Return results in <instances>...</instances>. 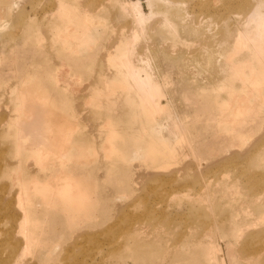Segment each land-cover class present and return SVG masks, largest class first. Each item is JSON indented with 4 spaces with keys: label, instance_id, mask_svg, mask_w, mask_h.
I'll return each instance as SVG.
<instances>
[{
    "label": "rangeland",
    "instance_id": "374dc122",
    "mask_svg": "<svg viewBox=\"0 0 264 264\" xmlns=\"http://www.w3.org/2000/svg\"><path fill=\"white\" fill-rule=\"evenodd\" d=\"M65 1L71 10L80 7V24L91 33L89 46L77 52L58 42L67 26L59 19L63 0H0V264H177L181 239L203 237L215 246L214 255L201 256L197 264H264V252L258 256L252 249L264 248V185L247 195L242 183L247 189L248 182L235 181L242 169L264 176V150L255 158L252 149L264 139V112L262 120L244 129L253 133L247 147L232 146L230 135L208 119L209 92L221 86L215 85L205 57L212 51L220 63V41L242 24L224 5L236 0ZM260 8L264 12V4ZM82 10L93 13L87 21ZM134 36L127 58L135 70L153 76L159 90L155 99L164 106L159 115L149 114L153 121L133 104L147 91L118 65L120 40ZM31 76L45 86L46 91L35 92L48 103L52 124L63 110L71 114L63 111L66 121L58 126L65 146L47 149L65 150L52 155L54 166L64 164L83 189L71 206L80 211L42 203L50 197L41 193L43 186L23 195L25 202L34 200L24 224L18 176L43 181L47 166L34 144L22 140L18 146V125L29 102L20 92ZM216 93L225 97L226 90ZM134 114L140 117L134 120ZM148 120V127L165 125L159 132L169 148L160 137L152 146L140 142L143 148H137L138 135L145 141L160 136L153 137L152 126L147 130ZM58 128L46 134L56 139ZM34 206L49 213L39 221ZM35 227L41 228L36 239L30 236ZM208 243L197 247L211 251Z\"/></svg>",
    "mask_w": 264,
    "mask_h": 264
},
{
    "label": "bare ground",
    "instance_id": "6f19581e",
    "mask_svg": "<svg viewBox=\"0 0 264 264\" xmlns=\"http://www.w3.org/2000/svg\"><path fill=\"white\" fill-rule=\"evenodd\" d=\"M165 1L168 2V0H165ZM169 2L171 3V1ZM65 4H66V1L63 0L61 4L62 6L60 7L61 12H60L59 19H61L64 22H67V26L63 30L60 29L59 31L60 39L58 42L59 44L66 43V48H65L66 50H70V51L73 50L74 52H77L80 48L85 49L87 46H89L87 42L91 40V33L88 32L80 24V7L77 6L75 9L71 10L69 5L65 6ZM261 4H264V0H236L234 2L224 3L225 8L226 7L228 8L229 13H235L238 15V18H239L238 20L241 21L239 23H242V24L234 25L232 27V35L230 34L229 35L230 37L227 36V38H224L222 41H220L221 44L218 43L220 47L219 48L217 47V48L220 50V54H221L220 57L222 58L220 63L216 64L214 62L215 55L212 51L211 53L209 52L208 55H206L205 57L206 61L211 64L212 71L214 72L213 81L216 80L215 85L221 86L220 88H218L220 90L221 89L226 90L225 97L218 96V94L216 93V91L218 92V89H215V88L211 89V91L209 92V96H210V99L213 100V104H211V109L208 113V116H209L208 119L212 121V122L210 121L211 123H215L214 125L216 127L218 126L220 131L225 132L230 135L232 146L239 145V146L247 147V144L248 142H250V139L252 138L253 133L251 132V130L244 131V129L246 127H250V124L253 123L254 121L262 120L261 114L264 112V12L260 8ZM67 7H69L68 10H67ZM135 10L137 11L138 19L143 16L140 19V20H143L145 16L140 12L141 7L136 5ZM89 11L90 10H88V13ZM85 12L86 11H84V13L82 14H85ZM88 13L83 15L84 19H86L85 17L89 15ZM91 13L92 12L90 11V15ZM136 39H137V36L132 37L130 41L129 39L120 40L122 41L120 42L122 45H120L121 46L119 50L120 52L117 51V53H119L117 54V59L119 58L120 62L119 63L117 62V63L118 65H121V67L127 68V70H125L126 71L125 77H129L128 75H130L131 77L129 78H133L132 80H134L135 86H138V88L140 87V89L143 90L144 92L147 91L145 94H143L144 92L142 93L144 96L140 94L141 98H138L136 96L137 94H134V97L132 94H130V96L132 95L133 100L136 99L135 96L138 99H140L139 100L140 103L137 101L138 99H136V102H133V104L137 103V106L135 107H137L138 109H140L141 107L144 108V110L143 108H141L144 111V113L143 111H140L138 113H141L140 115H142V117H144L147 114L148 116L149 114H153V116L156 114L155 116H157V114L159 115L160 113H162L164 109L163 108L164 106H162L163 104L159 105L160 101L157 102L156 100L158 99H155L159 92L158 85L155 84L154 78L152 75H150V73L149 74L145 73V75H143L142 71H144V69L138 68L135 70L134 68L136 66L134 65L132 60H129L127 58L128 53L130 52L129 47L134 43V41H136ZM68 44H71V45H68ZM217 48L216 50L218 53ZM216 50H215V53H216ZM220 54L218 53V55ZM110 55L112 56V54ZM109 59L111 60V57ZM132 80L131 79L127 80V82L128 81L130 82ZM34 83H36V85H34ZM22 88L23 89L21 90L20 95L22 94L26 97H29V102L26 103V108L23 109L24 115L26 116L22 118V120H20L19 125H18V131L20 132V134L18 135V138L20 140V142L18 143V146L20 145L23 146L22 140L28 141V142H31V144H34L32 149L36 148L39 161L47 165L46 168L47 170H49L47 171L46 168H44L43 173L41 174V177H42L41 179L43 181H39L36 178V179H33L31 182H29L25 179H22L20 175L18 176V181L21 186V191H20L21 205L20 207L23 208L21 218H22V222L26 224L27 221H29L30 212L33 211V208L31 207L28 208L27 206L32 205V203H34V200L32 198L29 201L27 200V202H25L24 197H22L23 195L26 196L30 192L39 190L43 186V190L41 191V193L44 196H50V197L43 198V200L41 201L42 203L54 204L55 206L65 208L67 210L72 209L74 211H80V206L78 207H71V206H73V204L76 201L80 200L79 195H80V192L82 193V190L80 188L82 187L79 185L80 181L78 182L77 181L78 179H73L72 174H67L68 168L64 164H60L58 167L54 166L56 162H54L52 155H61L62 153L65 152V150H59V148H51L53 149V151H51L50 149H47L49 145L52 146V145H58V144L59 145L65 144V142H63L64 138H62V135L60 134L61 130H59L58 126L64 127L63 121H66L63 119V116H62L64 112L68 115H71V114L63 110L64 112L63 111L61 112L60 118L57 117L59 120H57V122L54 123L58 128V130H56L57 136H56V139H53L55 138V134H53L54 136L52 137L47 135L48 134L47 132L52 133L53 129L56 126L54 127L53 126L54 124H52L53 120H50L51 109H48V110L45 109V107L48 106L47 105L48 103L42 100L43 96L41 92L46 91L44 84L42 85L37 84L36 80H33L31 76L30 80H28V82L25 83ZM36 89L41 90V92L38 90L39 92L37 91L38 93H36L35 92ZM128 98H131V97H128ZM129 100L131 101L129 102L131 103L130 106L131 107L133 106L132 108L136 111L137 109L134 108L135 104L134 105L132 104L133 100L132 99H129ZM37 101H42V102L37 103ZM30 102H33V103H30ZM126 102L125 103L129 105L128 100ZM153 102L154 103L157 102V103L153 104ZM32 104L33 106L30 107ZM114 113H112V115ZM117 114L115 116H117ZM140 115L138 114V115H135L134 117L136 116L140 117ZM151 116H149V119H151L150 118ZM113 117H110L109 119L112 120ZM130 118H132V115ZM144 118H146V116ZM154 118L156 119V117ZM136 119L137 117L134 120ZM131 120H133V118ZM146 122H147L146 123L147 125L149 120ZM153 123L155 124V122ZM148 125L146 127H148ZM156 125H154V128H153V125H150L152 127L149 126L151 129L153 128L152 130H155V132H157V133L154 132V136L152 135L153 133L152 131L148 132V133L152 132L151 136L153 137H155V135L158 134V132L162 129V128L159 129V126L162 127L164 124L159 125V126L157 125V127ZM149 127L147 130H151L149 129ZM161 133L159 132L160 136L157 135L155 138L158 139V137H160L161 140L163 141L166 140L165 139L166 137H164L163 135L161 137ZM155 138L154 140L146 138L148 140L145 141L144 136L138 135V137L135 139V143H137L136 144L137 148L140 149V148H143V145L138 144V143L143 142L144 145L149 144L148 146H152L160 141L159 139L158 140L156 139L155 141ZM169 139L167 138V140ZM262 139L254 143L252 146L253 147L252 149L254 151L253 156L255 158L256 156L260 154L261 151L264 150V139L263 140ZM38 140H41V141L39 142ZM252 142L253 140L251 141V143ZM164 143L167 146V148L170 147L171 143L167 144L165 141ZM239 146H237V148ZM155 150H157L156 154H159V149H155ZM167 154L168 153H163V156L165 157ZM175 155H177L176 152H175ZM260 158L264 159V154L263 156H260ZM262 162H264V160ZM115 168L114 167L113 169L109 168V170L111 169L110 171H113ZM241 179L244 180L245 184L248 182L249 185L247 184L248 185L247 189H245V187L243 186ZM235 181L241 182L242 188L244 190V191L242 190V192L249 195L248 193H250L251 191L255 192L264 185V176L255 177L253 174L248 175L246 171L242 169L240 172V175L238 176V179H236ZM76 183H78V185ZM260 189L262 190L260 193L264 194V187ZM34 211L39 215V217H35L39 221L41 219H44L40 215L42 213L48 212L47 208H40L37 206H34ZM46 220L47 219H45V221ZM37 224H40V223L38 222ZM40 230H41L40 227L33 228V232H31L30 236H34V239H36L35 236L37 237ZM23 234H24L23 235L24 240L26 241L28 239L27 231H23ZM207 243L208 242L205 240L204 237L202 239L200 238L198 240H194L191 242L186 241L184 238L181 239L178 245L179 246L178 250L180 253L177 256L178 257L177 264H197V260L201 256L210 258L208 256L211 255V258H212V256L214 255L212 250L214 249L215 246L213 247L211 244L208 243L211 248V251H208V252L206 250L207 248L205 249L199 248L200 246H206ZM249 246H251V243L247 244V249H249ZM252 249H255V253L258 256H260L264 252V248L262 246L261 247L254 246ZM223 261H224V258H223ZM219 264H224V262H221Z\"/></svg>",
    "mask_w": 264,
    "mask_h": 264
}]
</instances>
